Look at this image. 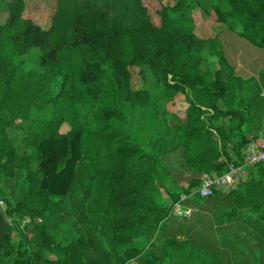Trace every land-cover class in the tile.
<instances>
[{
  "label": "trees",
  "instance_id": "1",
  "mask_svg": "<svg viewBox=\"0 0 264 264\" xmlns=\"http://www.w3.org/2000/svg\"><path fill=\"white\" fill-rule=\"evenodd\" d=\"M1 1L0 180L20 174L24 189L0 209L6 219L34 223L35 248L26 253L19 230L16 247L0 235V264H85L88 240L79 234L62 243L45 223L71 195L75 218L120 264L137 256L163 264L139 245H152L182 195L204 199L195 192L201 175L240 163L256 137L245 84L220 37L264 49V0H214L207 11L216 30L207 38L195 32L188 0L157 9L158 23L143 0H53L47 25L24 15L25 0ZM204 53L217 67L203 68ZM148 77L157 91L139 87ZM177 94L182 120L166 110ZM244 181L258 192L264 221V163ZM162 248L169 264L193 257L192 249L176 255L183 246L173 236ZM196 257L195 264H218L206 250Z\"/></svg>",
  "mask_w": 264,
  "mask_h": 264
},
{
  "label": "rangeland",
  "instance_id": "2",
  "mask_svg": "<svg viewBox=\"0 0 264 264\" xmlns=\"http://www.w3.org/2000/svg\"><path fill=\"white\" fill-rule=\"evenodd\" d=\"M176 1L177 0H143V3L151 14L153 22L158 23L159 18L156 14V10L164 5H172ZM213 1L214 0H188L189 13L196 25L195 32L201 38L211 37L216 30L213 16L209 15L207 11ZM25 3L24 15L26 17L43 25L48 24L53 0H25ZM3 4L4 3L0 0V9L3 7ZM4 16V13H0V21ZM217 65L215 57H210L207 53H204L202 65L204 69H213L217 67ZM132 70V84L133 86H136L139 77L137 75V69ZM143 86L153 91H157V89L152 86L149 77L147 79L144 78L139 82V87ZM156 91L155 95H159ZM156 98L159 101L157 96ZM184 107V96L182 94H177L172 102H170L168 108L180 113L182 117L184 114ZM175 112H173L174 115H176ZM34 115L40 117L42 116V113L35 111ZM176 116L178 117V115ZM170 121L172 120L170 119ZM10 135L13 141L19 145L20 133L17 130H12ZM21 149H23L22 146ZM23 189L24 181L20 174L12 179L0 180L1 208L4 209L7 203L13 202L15 199L19 198ZM160 194L164 198V203L168 206L169 200L166 198L165 193L160 191ZM74 197V195H71L66 198L61 205L48 212L45 223L51 233L62 243L72 239L76 235H83L89 243V250L86 254L85 264H120L114 256L103 247L104 244L102 241L104 239H98L97 237L92 236L89 229L84 227L75 218L71 203V199ZM215 198L216 196H213L197 201L191 194L182 195L183 201H180L179 203L182 208H190L192 214L189 217L171 214V217L158 231L157 237L152 245H150V247L139 245V247L143 246V252L147 250L155 254L163 264H169L168 258L163 254L162 243L165 238L173 236L177 240V243L183 246L180 250H175L176 255L186 253L191 249L193 250V257L188 259L190 264H195L200 261V259L196 257L199 253V249L206 250L213 254L217 259L218 264H264V247L252 248L250 244L247 243L242 244L239 258L234 257L235 253H232L233 256L230 258L226 257L225 252L227 251L226 248L223 247L224 243L222 242V239L227 226L226 217L225 215L222 216V214L225 210L232 209L231 207L233 205L227 207L225 204H221V202L215 200ZM242 208V206L237 205L235 206L234 211L237 212L236 210ZM2 216L0 209V235L5 236V246H7V248L9 246H17L18 240L21 238V235L18 232L19 230L26 237V253L32 249L34 250L35 247L32 246L34 223L29 222L28 218H23L21 220L17 218L3 219ZM186 240H189V242L185 245ZM123 249L124 247L120 248L118 253L122 254ZM232 252H236V249H233ZM48 256L52 257L53 255L48 254ZM124 264L146 263L142 260V256H137L127 260Z\"/></svg>",
  "mask_w": 264,
  "mask_h": 264
},
{
  "label": "crops",
  "instance_id": "3",
  "mask_svg": "<svg viewBox=\"0 0 264 264\" xmlns=\"http://www.w3.org/2000/svg\"><path fill=\"white\" fill-rule=\"evenodd\" d=\"M221 38L222 50L230 63H235V71L241 76L243 83L242 97L245 104L254 114L253 129H256V137L251 140H258L264 136V115H262V100L264 97V49L252 46L245 40L236 38L231 34H223ZM261 95V96H260ZM263 96V97H262ZM172 102V101H170ZM168 102L166 110H170ZM179 119H183L180 113L175 112ZM249 183L242 182L237 189L227 195H217L215 200L225 204L227 209L222 216L226 217V231L223 236V247L226 248L225 255L230 258L235 253L239 258L243 243L250 244L252 248L264 247V221L258 218L259 202L258 192L250 188ZM242 206V209L234 211L235 206ZM2 212V210H1ZM3 215V214H2ZM3 219L5 216H2ZM236 249V252H232ZM232 254V255H231Z\"/></svg>",
  "mask_w": 264,
  "mask_h": 264
},
{
  "label": "built area",
  "instance_id": "4",
  "mask_svg": "<svg viewBox=\"0 0 264 264\" xmlns=\"http://www.w3.org/2000/svg\"><path fill=\"white\" fill-rule=\"evenodd\" d=\"M260 163H264V136L258 140H251L240 163L231 164L226 172L219 175L203 173L200 177V185L195 191L196 195L199 198H208L216 193L227 195L235 190L249 176L250 170ZM171 214L189 217L192 210L182 208L181 204L176 202Z\"/></svg>",
  "mask_w": 264,
  "mask_h": 264
}]
</instances>
